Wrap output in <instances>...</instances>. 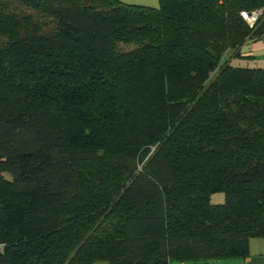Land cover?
<instances>
[{
  "label": "trees",
  "instance_id": "1",
  "mask_svg": "<svg viewBox=\"0 0 264 264\" xmlns=\"http://www.w3.org/2000/svg\"><path fill=\"white\" fill-rule=\"evenodd\" d=\"M157 2L0 0V264H209L264 238V64L241 51L264 28L240 15L264 0Z\"/></svg>",
  "mask_w": 264,
  "mask_h": 264
},
{
  "label": "crops",
  "instance_id": "2",
  "mask_svg": "<svg viewBox=\"0 0 264 264\" xmlns=\"http://www.w3.org/2000/svg\"><path fill=\"white\" fill-rule=\"evenodd\" d=\"M244 55H251L261 63L264 64V39H256L247 41L241 48ZM260 239L261 247L253 248V244ZM249 255L242 259L240 263L238 260H218L209 264H264V238H254L249 241Z\"/></svg>",
  "mask_w": 264,
  "mask_h": 264
},
{
  "label": "rangeland",
  "instance_id": "3",
  "mask_svg": "<svg viewBox=\"0 0 264 264\" xmlns=\"http://www.w3.org/2000/svg\"><path fill=\"white\" fill-rule=\"evenodd\" d=\"M121 1H124L125 3H130V4H139V5H149V6H157L158 5V2L157 0H121ZM10 8L18 13L19 15H27V14H30V13H34V10L32 11V9L30 8H27L26 6L20 4V3H17V2H12L10 3ZM126 48H131L132 46L130 47H127V46H124ZM211 201L214 202V203H218V202H221L223 201V194H215V195H212L211 196ZM260 239H257V242L255 244H253V248L257 249V248H260L261 247V243H260ZM227 260H230V259H227ZM233 260H238V263L241 262V258H233ZM92 264H106L105 261H102V260H98V261H95L93 262Z\"/></svg>",
  "mask_w": 264,
  "mask_h": 264
},
{
  "label": "built area",
  "instance_id": "4",
  "mask_svg": "<svg viewBox=\"0 0 264 264\" xmlns=\"http://www.w3.org/2000/svg\"><path fill=\"white\" fill-rule=\"evenodd\" d=\"M240 15L249 28H256L258 26H263L264 28V5L250 10H241Z\"/></svg>",
  "mask_w": 264,
  "mask_h": 264
}]
</instances>
